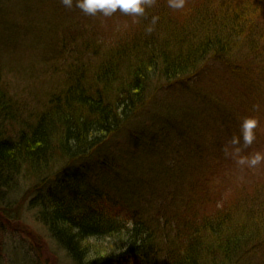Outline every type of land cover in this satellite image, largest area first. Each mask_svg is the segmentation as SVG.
Wrapping results in <instances>:
<instances>
[{"label": "trees", "instance_id": "16d2710c", "mask_svg": "<svg viewBox=\"0 0 264 264\" xmlns=\"http://www.w3.org/2000/svg\"><path fill=\"white\" fill-rule=\"evenodd\" d=\"M141 20L135 30L102 42L105 53L94 48L100 39H75L80 47L73 44L62 89L33 110L21 106L0 64V191L25 189L29 209L74 264H244L264 251V178L221 205L192 183L178 204L170 192L172 213L165 215V207L156 217L151 208L143 215L126 210L130 203L122 205L101 176L118 170L111 144L132 126L152 91L188 86L212 61L241 76L247 72L233 56L243 47L255 62L263 60L264 0H185L179 10L155 0ZM189 155L198 161L196 152ZM130 161L139 182L130 177L122 190L134 195V189L142 194L157 186L153 177L147 178L152 184L140 181L138 160ZM196 171L204 184L212 176L201 165ZM15 206L1 207L0 215Z\"/></svg>", "mask_w": 264, "mask_h": 264}, {"label": "rangeland", "instance_id": "374dc122", "mask_svg": "<svg viewBox=\"0 0 264 264\" xmlns=\"http://www.w3.org/2000/svg\"><path fill=\"white\" fill-rule=\"evenodd\" d=\"M75 4L73 0V6L66 8L60 0H0V64L12 93L27 110L60 92L73 44L80 47L75 39H100L94 48L105 53L102 42L112 39L114 32L135 30L142 21L141 17L119 11L111 17L86 15ZM233 57L241 71L246 70L251 77L247 73L237 76L224 64L212 61L205 75L188 86H175L162 93L152 91L132 126L111 144L109 152L118 162V170L108 168L110 175L104 172L101 178L104 182L110 180L112 194L122 205L130 203L124 207L126 210L143 215L151 208L157 217L166 207L165 215H170L173 210L168 194H177L178 204L185 200L186 189L192 183L209 190L213 204L221 205L227 195L264 178V164L257 168L240 166L224 153V146L239 135L246 117L256 118L259 124L255 141L241 155L264 153V58L255 62L256 55L248 47ZM254 105H259L258 111ZM190 152H196L198 161L189 157ZM110 153L108 160L113 161ZM131 156L138 160L140 181L152 184L147 178L153 177L157 186L148 185L142 194L134 189V195L133 190H122L130 177L139 182V174L135 179L128 169L133 166ZM200 165L204 174H212L206 184L201 181L203 174L196 171ZM209 168L213 171H207ZM97 174V170L92 172V176ZM25 192L22 189L8 195L0 191V209L18 205L13 213L0 215V264H74L37 221ZM244 264H264V251L248 257Z\"/></svg>", "mask_w": 264, "mask_h": 264}, {"label": "clouds", "instance_id": "9594fccd", "mask_svg": "<svg viewBox=\"0 0 264 264\" xmlns=\"http://www.w3.org/2000/svg\"><path fill=\"white\" fill-rule=\"evenodd\" d=\"M60 2L66 8L73 6V0H60ZM154 4L155 0H76L75 6L90 16L100 13L105 17H111L119 11L132 17H143L146 9L153 7ZM168 7L173 10L183 9L185 0H168ZM157 19L153 17L152 23L155 24ZM147 31L151 32L152 28L149 27ZM253 108L258 111L259 105H254ZM258 124L259 121L254 117L244 118L240 124L239 135L232 137L224 146L225 156L233 159L237 165L257 168L264 164V153L262 152L257 151L249 156L241 155L243 149L251 146L255 141V129Z\"/></svg>", "mask_w": 264, "mask_h": 264}]
</instances>
